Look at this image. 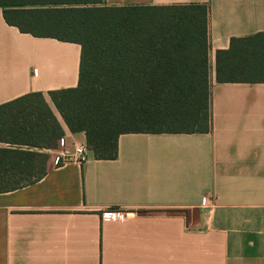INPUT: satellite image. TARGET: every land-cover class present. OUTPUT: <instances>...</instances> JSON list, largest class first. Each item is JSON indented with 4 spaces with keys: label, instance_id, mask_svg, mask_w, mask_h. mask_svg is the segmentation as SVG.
I'll use <instances>...</instances> for the list:
<instances>
[{
    "label": "crops",
    "instance_id": "crops-1",
    "mask_svg": "<svg viewBox=\"0 0 264 264\" xmlns=\"http://www.w3.org/2000/svg\"><path fill=\"white\" fill-rule=\"evenodd\" d=\"M208 8L211 127L123 133L114 159L66 125L38 181L0 193V264H264V82L215 80L216 52L264 33V0H103ZM80 46L8 26L0 8V104L74 87ZM48 100V99H47ZM49 101V100H48ZM117 210L126 220L103 221Z\"/></svg>",
    "mask_w": 264,
    "mask_h": 264
},
{
    "label": "trees",
    "instance_id": "trees-1",
    "mask_svg": "<svg viewBox=\"0 0 264 264\" xmlns=\"http://www.w3.org/2000/svg\"><path fill=\"white\" fill-rule=\"evenodd\" d=\"M20 33L80 46L74 87L0 104V193L41 179L63 137L85 134L95 158L114 159L123 133L211 127L208 8L106 7L103 0H0ZM215 80L264 82V33L216 52ZM49 101H48V100Z\"/></svg>",
    "mask_w": 264,
    "mask_h": 264
},
{
    "label": "built area",
    "instance_id": "built-area-1",
    "mask_svg": "<svg viewBox=\"0 0 264 264\" xmlns=\"http://www.w3.org/2000/svg\"><path fill=\"white\" fill-rule=\"evenodd\" d=\"M87 148L84 144H75L74 150L71 154L64 157V161H73L79 164H82L87 159ZM129 218V215L122 213L117 210L103 212L101 219L103 221H118L126 220Z\"/></svg>",
    "mask_w": 264,
    "mask_h": 264
},
{
    "label": "rangeland",
    "instance_id": "rangeland-1",
    "mask_svg": "<svg viewBox=\"0 0 264 264\" xmlns=\"http://www.w3.org/2000/svg\"><path fill=\"white\" fill-rule=\"evenodd\" d=\"M55 114H56L57 118L59 119V121H60L63 125H65V123L63 122V120H62L61 116L58 114V112L55 111Z\"/></svg>",
    "mask_w": 264,
    "mask_h": 264
}]
</instances>
